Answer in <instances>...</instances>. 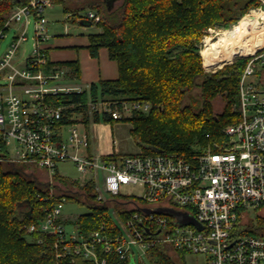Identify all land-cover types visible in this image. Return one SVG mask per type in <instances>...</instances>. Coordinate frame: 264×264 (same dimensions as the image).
Returning <instances> with one entry per match:
<instances>
[{"label": "built area", "instance_id": "2783aa9c", "mask_svg": "<svg viewBox=\"0 0 264 264\" xmlns=\"http://www.w3.org/2000/svg\"><path fill=\"white\" fill-rule=\"evenodd\" d=\"M51 4L50 0H27L11 12L0 31L1 44L12 24L35 20L31 56L17 62L19 47L27 40L23 33L0 56V144L13 147L15 155L10 160L36 165L52 178L59 163H73L79 174L76 182H93L97 201H111L127 213L120 232L84 235L75 228L66 230L61 202L27 232L54 236L57 256L93 264H146V255L154 248L177 258L181 252L203 255L207 264H264V234L247 233L243 224L250 209L264 206V89L258 87L264 85V53L250 55L244 67L238 122L226 127L222 137L200 149L193 160L139 153L104 161L90 155L88 135L77 131L80 115L72 113L77 123L60 124L66 106L56 104L54 98L84 88L61 84L68 80L64 67L44 70L50 60L44 12ZM84 18L94 24L100 21L91 10ZM88 106L91 113L106 114L115 121L151 110V104L142 101L99 100ZM65 127H70L66 134ZM130 186L138 187L141 194L130 196L124 191ZM146 209L165 211L147 213ZM188 218L195 224H184Z\"/></svg>", "mask_w": 264, "mask_h": 264}, {"label": "trees", "instance_id": "16d2710c", "mask_svg": "<svg viewBox=\"0 0 264 264\" xmlns=\"http://www.w3.org/2000/svg\"><path fill=\"white\" fill-rule=\"evenodd\" d=\"M26 2L0 0V31L11 12ZM88 3L85 12L65 7L64 13L73 24L83 22L101 28L100 33L88 35V49L94 58L106 49L110 60L118 66V77L92 83L80 93L56 96L54 102L66 106L61 125L77 123L72 120V113L80 115L85 124L91 120L129 122L140 154H172L190 161L200 149L220 139L226 127L238 122L239 83L249 58H238L219 70L207 72L204 46L201 48L210 29L227 30L238 24L252 10L263 7L261 0H123L113 11L102 1ZM89 10L99 15L97 24L84 18ZM52 66L67 67V79L80 80L76 61H49L44 70ZM195 90L199 97L193 95ZM218 97L225 102L221 114L214 112L213 102ZM99 100L142 101L150 103L151 110L134 112L115 121L106 114L90 112L88 104ZM119 157L113 154L103 156L102 160L114 161ZM16 163L10 160L7 147L0 144V264H93L77 257L57 256L54 236L29 233L27 228L43 221L54 205L71 199L89 209L72 223L80 234H112L120 232L112 212L118 211L125 221L126 208L117 204L110 208L108 201H97L93 182L80 185L62 177L58 170L53 177L67 190L55 185L53 194V186L23 169L32 164ZM72 187L77 192H72ZM67 223L64 220L66 226ZM259 225V229H264V220ZM246 232L261 234L257 229ZM178 255L183 259L186 254ZM146 256L148 264H179L161 248L148 251Z\"/></svg>", "mask_w": 264, "mask_h": 264}, {"label": "rangeland", "instance_id": "374dc122", "mask_svg": "<svg viewBox=\"0 0 264 264\" xmlns=\"http://www.w3.org/2000/svg\"><path fill=\"white\" fill-rule=\"evenodd\" d=\"M51 1V0H50ZM90 1H102L104 4L109 3V10L113 11L117 9L123 2V0H64L63 3H56L51 4L48 6L44 12V19L47 20V34L49 36L48 43L55 42V39L57 38H68L75 37L78 35H82L84 37H87L91 33H100L101 28H98V26H84V25H76L69 21V17L65 15L64 8L68 7L69 9L75 10L77 8L83 9L85 12L86 9H88V2ZM264 4V0H261ZM264 11L263 7H260L258 9L252 10L249 14H247L245 17L252 14V12H258L262 13ZM83 12V13H84ZM244 18V17H243ZM30 22L28 25H25V22L22 21L19 24H12V26L9 28L8 31L4 32V40H2L0 44V56L4 54V52L10 47V45L13 43V40L18 36L22 35V33L26 36L27 40L21 44V47H19V51L17 54V62L22 63L26 58L31 56V53L33 51V46L35 42V20L33 17L29 18ZM240 22V21H239ZM235 25L231 26L230 30ZM226 30H219V29H210L208 31L207 36L204 38L202 43V48L204 46L203 51L205 52V68L207 72H213L216 70L221 69L227 64H232V62L235 59L238 58H249L250 55H253L255 53H264V46H257V47H251L249 49H246L244 53L236 56L235 58L231 60H226L223 62L218 63L214 66H207L206 65V59L208 57V52L206 51V42L216 44L218 43V40L220 39L223 32ZM69 35V36H68ZM66 36V37H65ZM47 45V43H46ZM207 56V57H206ZM255 81L254 79H252ZM258 79L256 78V82ZM61 84L64 85V87H84V89H88L86 87V84L82 83L81 81L77 80H64ZM258 87L260 89H264V85L259 84ZM195 97H199V91L195 90L193 93ZM214 105V112L215 114H221L225 107V102L222 100L221 97H218L214 99L213 102ZM77 121V120H76ZM77 131L80 133H86L89 137L90 141V151L95 154H104L106 156H109V154L113 155V153H117L118 155H129L133 153L140 152V148L137 146L136 143H134V139L131 136V124L129 122L125 121H119L115 123H105L103 121L96 123L94 121H90L88 124L85 123H79L78 125H75ZM70 127H65L63 129V133H68V129ZM10 155L14 156V150L13 147L7 148ZM83 152V151H82ZM85 152V151H84ZM83 152V153H84ZM12 161V160H11ZM14 162V161H13ZM16 164H19L18 162ZM23 169L26 171V173L31 177H36L40 182L44 184H50L52 188V193L56 194L55 185L61 187L62 190H67L64 188V186L58 182L55 181L54 177H50L48 174V171L40 168L36 165H27L23 167ZM57 170L59 174L71 181H75L79 178V174L77 173L76 167L71 162H61L57 165ZM102 176H99V179ZM52 182V183H51ZM102 182V181H101ZM72 192H77L76 188H73ZM125 192H127L130 196H138L141 194V190L138 187L130 186L124 189ZM82 199V198H80ZM107 206L110 208H115V204H113L111 201L106 202ZM119 207V206H118ZM123 209V208H121ZM89 212V209L86 205L79 204L75 200L68 199L65 201L63 209H62V217L64 220H66L67 226L66 230L72 231L74 230V221L80 217L83 214H86ZM113 217L115 218L116 222L119 225H124V218L119 214L118 211L112 212ZM245 219V220H244ZM244 226L248 228V230H256L258 233L264 234V229H259L258 226H260L261 219L264 220V206L258 209H250V215L247 217H244ZM170 257L175 260L179 264H207L206 257L203 255H185L183 259L177 258L174 253H169ZM146 264H148V261H145Z\"/></svg>", "mask_w": 264, "mask_h": 264}, {"label": "crops", "instance_id": "0c3cea01", "mask_svg": "<svg viewBox=\"0 0 264 264\" xmlns=\"http://www.w3.org/2000/svg\"><path fill=\"white\" fill-rule=\"evenodd\" d=\"M88 46H89L88 36L84 37L82 35H78L71 38L70 36L68 38H63V39L57 38L53 43L47 42V45L45 47H47L48 50L49 59H50L49 61L52 62L53 64H62L66 62L76 61L80 67L79 81L86 84V87L100 80L116 79L118 77V73H117L118 66L114 61L110 60L108 51L106 49H101L99 52V56L97 58H94L91 55ZM64 68L69 72L70 70L69 68L67 67ZM80 88H84V87H80ZM89 153L90 155H93L95 157L106 156L104 154L94 155V153L90 151V147H89ZM139 153L140 152L133 153L132 155ZM113 154L118 155L117 153H113ZM118 156H125V155H118Z\"/></svg>", "mask_w": 264, "mask_h": 264}, {"label": "bare ground", "instance_id": "6f19581e", "mask_svg": "<svg viewBox=\"0 0 264 264\" xmlns=\"http://www.w3.org/2000/svg\"><path fill=\"white\" fill-rule=\"evenodd\" d=\"M257 46H264V11L252 12L242 18L232 29L223 32L218 43L206 42V65L209 67L231 60L246 49Z\"/></svg>", "mask_w": 264, "mask_h": 264}, {"label": "water", "instance_id": "95a60500", "mask_svg": "<svg viewBox=\"0 0 264 264\" xmlns=\"http://www.w3.org/2000/svg\"><path fill=\"white\" fill-rule=\"evenodd\" d=\"M108 8H109V3L107 4ZM263 9H264V4H263ZM81 25H84L83 22H80ZM91 24V23H90ZM84 26H87V25H84ZM90 26V25H88ZM147 213H162L164 212L165 210L164 209H155V210H145ZM172 213L173 215H177V216H180L182 217L181 215H179L178 213H175V212H170ZM184 224H195V221L192 219V218H188L187 220H184L183 222Z\"/></svg>", "mask_w": 264, "mask_h": 264}]
</instances>
